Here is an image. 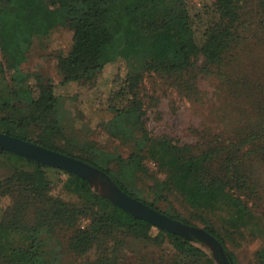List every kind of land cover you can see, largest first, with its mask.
<instances>
[{"label": "trees", "instance_id": "trees-1", "mask_svg": "<svg viewBox=\"0 0 264 264\" xmlns=\"http://www.w3.org/2000/svg\"><path fill=\"white\" fill-rule=\"evenodd\" d=\"M240 1L215 0L210 12L223 17L225 23H208L202 38H198L186 0H0V50L11 57V67L16 68L27 60L35 37L47 36L57 26L70 28V49L58 58L61 84L94 79L104 69L102 57L107 51L114 58L121 51L142 58L143 72L123 79L109 99L113 118L106 129L120 136L130 148L127 158L107 154L115 157L120 171L105 166L104 159L75 158L102 170L126 194L165 214L155 203L136 196L126 183L131 176L145 171L147 161L154 162L159 172L167 174L165 181L153 187L156 193L175 192L207 213L225 210L227 226L244 229L252 220L264 221V209L259 214L254 211L264 204V182L254 171L257 166L264 169V76L256 82L243 81L254 119L248 108L244 120L234 128L224 133L210 132L202 149L180 144L166 135L152 136L139 92L145 74L176 83L185 72L196 70L226 82L228 65L243 47L247 32ZM48 4L56 10L51 11ZM261 29L264 38V25ZM4 72L0 63V74ZM17 81V89L3 98L0 110L18 109L16 104H27L28 100L34 110L30 121L45 123L58 107L55 86L47 85L34 97L28 76ZM25 121L26 118L18 121L1 117L0 132L68 155L50 144L55 122L48 125L41 139L32 140L17 129ZM0 158L16 165L8 177L0 178V199H11L0 217V264H56L60 255L82 257L94 251L96 262L111 263L123 238L145 237L142 232L153 227L93 192L87 181L77 175L1 148ZM49 171L65 176L58 177L57 182L76 200L53 195ZM167 216L190 225L184 219ZM84 218H88V225L81 227ZM206 224L205 230L237 264L225 238L210 219ZM157 231V236L147 240L170 244L176 255L169 261L163 257L151 263L213 264L189 241L161 228ZM257 257L264 264V248Z\"/></svg>", "mask_w": 264, "mask_h": 264}, {"label": "rangeland", "instance_id": "rangeland-1", "mask_svg": "<svg viewBox=\"0 0 264 264\" xmlns=\"http://www.w3.org/2000/svg\"><path fill=\"white\" fill-rule=\"evenodd\" d=\"M186 2L194 19V31L198 38H202L208 23H225L223 17L210 12L215 0ZM48 5L51 11L56 10L52 5ZM238 6L247 32L244 34L243 47L232 57L234 62L228 65V69L225 68L228 72L226 82L196 70L185 72L176 83L161 81L157 75H144L139 92L146 109L147 127L152 136L166 135L180 144L202 149L208 136L212 134L210 132L224 133L228 128H234L244 120L248 108L251 118L254 119L255 112L246 100L247 89L243 81L256 82L264 76V38L261 29L264 25V1L241 0ZM72 37V30L61 26L53 28L47 36L35 37L27 60L16 68L11 67V57L0 50V63L5 70L3 75L0 74V106L3 98L13 89H17V80L24 75L29 77L28 83L34 97L49 84L55 86L54 91L58 97L56 112L46 119L45 123L30 121L29 116L34 110L29 106L28 100L27 104H16L18 109L0 110V118L18 121L26 118L25 123L17 129L32 140L41 139L46 134L48 125L55 122L54 133L49 136L53 147L74 158L104 159L105 166L120 171L115 157H109L107 154L127 158L130 148L120 136L106 129L113 118L109 99L123 79L143 72L144 61L126 51H121L116 58L107 51L102 57L104 69L94 79L87 83L61 84L58 58L69 51ZM243 110L246 112L243 113ZM15 166L12 160L0 158V178L8 177ZM145 166L144 172L131 176L129 180L125 179L136 196L149 203H155L165 214L184 219L191 226L205 229L206 221L210 219L214 228L225 238L237 264H260L257 253L264 248V221L252 220L248 228L230 229L224 220L227 217L225 210L220 213H207L193 207L182 195L175 192L156 193L152 190L153 187L160 181H165L167 174L159 172L154 162L147 161ZM259 168L255 167L254 171L259 172L258 178L264 182V169ZM48 176L53 182L51 188L54 196H61L68 201L76 200V196H68L61 190L62 185L57 182L58 177L65 179L64 175L49 171ZM92 191L95 192L93 189ZM161 194L165 197H160ZM10 202L8 197L0 199V217ZM263 209L264 204H260V208L254 211L259 214ZM86 225L88 218H84L80 223L81 227ZM157 229L155 226L148 228L142 232L145 237L123 238V245H117L111 263H106L105 260L96 262L94 251L82 257L60 255L56 264H113L114 260V264H153L163 257L169 261L175 257L176 250L166 242L151 241L158 235ZM150 237L151 240H147ZM191 244L204 252L213 264H219L210 246L199 241Z\"/></svg>", "mask_w": 264, "mask_h": 264}, {"label": "water", "instance_id": "water-1", "mask_svg": "<svg viewBox=\"0 0 264 264\" xmlns=\"http://www.w3.org/2000/svg\"><path fill=\"white\" fill-rule=\"evenodd\" d=\"M0 148L34 162L77 175L86 180L95 193L138 219L176 234L190 243L199 241L210 246L219 264H233L217 239L205 229L182 223L129 196L105 172L80 159L5 133H0Z\"/></svg>", "mask_w": 264, "mask_h": 264}]
</instances>
